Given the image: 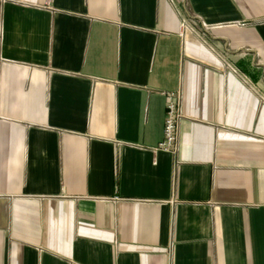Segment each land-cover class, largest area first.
Wrapping results in <instances>:
<instances>
[{
    "label": "crops",
    "instance_id": "crops-1",
    "mask_svg": "<svg viewBox=\"0 0 264 264\" xmlns=\"http://www.w3.org/2000/svg\"><path fill=\"white\" fill-rule=\"evenodd\" d=\"M0 264H264V0H0Z\"/></svg>",
    "mask_w": 264,
    "mask_h": 264
},
{
    "label": "built area",
    "instance_id": "built-area-1",
    "mask_svg": "<svg viewBox=\"0 0 264 264\" xmlns=\"http://www.w3.org/2000/svg\"><path fill=\"white\" fill-rule=\"evenodd\" d=\"M165 119L163 125V141L158 149L174 154L176 152L179 125L183 120L181 111V94L179 92L165 95Z\"/></svg>",
    "mask_w": 264,
    "mask_h": 264
}]
</instances>
